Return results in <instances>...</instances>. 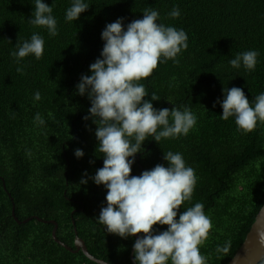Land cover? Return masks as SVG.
Instances as JSON below:
<instances>
[{
    "label": "trees",
    "instance_id": "obj_1",
    "mask_svg": "<svg viewBox=\"0 0 264 264\" xmlns=\"http://www.w3.org/2000/svg\"><path fill=\"white\" fill-rule=\"evenodd\" d=\"M45 2L51 6L53 0ZM86 2L90 7L79 19L66 22L71 0H54L59 34L51 37L45 28L28 23L35 0H0V264H97L81 250L71 252L55 242L52 220L56 237L72 249L75 228L95 258L133 264L135 236L125 239L108 233L96 220L106 206L107 189L83 174L93 176L103 167V153L97 150V126L83 119L89 115L90 100L87 94H76V85L82 75H91L89 66L100 57L106 24L123 17L126 26L142 19L150 7L160 12L159 22L184 29L189 46L176 62L158 63L140 81L149 93L146 99L154 93L159 99L152 101L156 109H171L170 102L187 105L197 124L176 139L162 138L158 143L149 136L143 152L135 156L131 175L157 164L167 166L164 152L182 153L198 179L192 199L180 207L177 219L187 207L203 203L213 228L200 251L210 257L208 264H226L264 203V123L244 132L234 118L222 120V108L213 104L223 99L227 87L242 88L250 102L264 92V0ZM173 6L181 9L180 17L168 15ZM35 32L45 39L43 56L37 60L29 55L18 65L11 55L15 44ZM247 50L260 53L255 71L233 69L228 61ZM36 91L40 101L33 99ZM36 113L44 125L34 122ZM76 149L83 150L82 158L75 157ZM82 178L88 179L87 184H80ZM167 227L153 225L159 231ZM226 240L231 241L230 252L218 256L216 246Z\"/></svg>",
    "mask_w": 264,
    "mask_h": 264
},
{
    "label": "clouds",
    "instance_id": "obj_2",
    "mask_svg": "<svg viewBox=\"0 0 264 264\" xmlns=\"http://www.w3.org/2000/svg\"><path fill=\"white\" fill-rule=\"evenodd\" d=\"M53 4L35 0V8L28 23L47 30L51 37L59 34L58 22L53 15ZM86 0H71L65 11V21L72 22L89 8ZM171 18L181 15L179 6L168 13ZM123 17L106 24L102 30L104 41L100 57L90 64L91 75H82L76 85L78 95L87 94L91 107L84 120L91 119L97 126L95 136L97 150L103 153V167L95 175L84 177L107 189L106 206H102L97 222L108 233L128 238L138 233L134 244V264H208L210 257L203 255L200 247L208 239L213 228L212 220L205 213L203 203H195L183 212L178 210L192 199L197 176L195 169L186 164L180 152H164L167 162L157 164L140 175H131L137 153L149 136L159 143L162 138L176 139L189 134L197 124V116L187 105L156 109L152 101L159 100L153 93L151 100L142 79L149 77L158 63L176 62L177 56L188 48V34L182 28L166 26L159 22L160 12L146 8L142 19L125 26ZM45 39L35 32L29 40L17 41L11 55L19 65L29 55L39 60L44 54ZM258 50L237 53L228 61L233 69L255 71ZM22 73L23 68L17 67ZM41 93H34V101L41 100ZM222 108V120L234 118L239 130L253 131L258 123H264V92L250 102L242 88L223 89L213 107ZM15 115V113H13ZM34 122L44 125L45 120L36 113ZM96 150V151H97ZM82 158V149L74 152ZM82 178L80 184H87ZM167 225L159 231L153 225ZM264 239V236H262ZM231 241L216 246L218 256H227Z\"/></svg>",
    "mask_w": 264,
    "mask_h": 264
},
{
    "label": "water",
    "instance_id": "obj_3",
    "mask_svg": "<svg viewBox=\"0 0 264 264\" xmlns=\"http://www.w3.org/2000/svg\"><path fill=\"white\" fill-rule=\"evenodd\" d=\"M12 215L14 216L15 221L17 223H20V221L15 217L14 207H12ZM30 219H32V217L25 219L22 222H27ZM36 219L39 221H42L39 218H36ZM50 222L54 224V229L52 230L51 235L55 242H57L58 244H60L61 246H63L64 248H66L67 250L71 252H78L79 250H81L82 253L89 260L97 264H110L102 259L95 258L88 252L84 241L80 237H78L75 228H74L75 230V239H74L75 249H72L70 246L62 243L56 237L57 225L55 221L52 220ZM134 236H135V240L139 237L137 234ZM262 236H264V203L261 206L258 213L256 214L255 220L252 223L250 230L246 234L244 241L242 242L240 247L237 249L233 257L226 264H258L262 259H264V239H262ZM133 253H134V249L132 247L131 253H130V259L132 263L134 264Z\"/></svg>",
    "mask_w": 264,
    "mask_h": 264
}]
</instances>
